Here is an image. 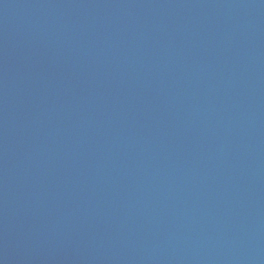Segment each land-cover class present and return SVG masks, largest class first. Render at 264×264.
<instances>
[{
  "label": "water",
  "instance_id": "water-1",
  "mask_svg": "<svg viewBox=\"0 0 264 264\" xmlns=\"http://www.w3.org/2000/svg\"><path fill=\"white\" fill-rule=\"evenodd\" d=\"M88 264H264V0H54Z\"/></svg>",
  "mask_w": 264,
  "mask_h": 264
}]
</instances>
